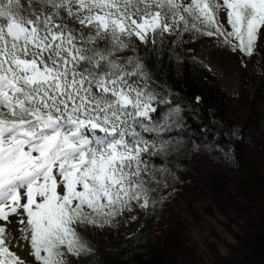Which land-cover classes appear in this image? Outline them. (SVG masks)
Here are the masks:
<instances>
[{
  "label": "snow or ice",
  "instance_id": "1",
  "mask_svg": "<svg viewBox=\"0 0 264 264\" xmlns=\"http://www.w3.org/2000/svg\"><path fill=\"white\" fill-rule=\"evenodd\" d=\"M203 37L253 57L264 0H0V264H106L89 228L157 214L189 153L232 159L191 139L201 97L161 79L160 58Z\"/></svg>",
  "mask_w": 264,
  "mask_h": 264
},
{
  "label": "rangeland",
  "instance_id": "2",
  "mask_svg": "<svg viewBox=\"0 0 264 264\" xmlns=\"http://www.w3.org/2000/svg\"><path fill=\"white\" fill-rule=\"evenodd\" d=\"M221 19L226 25L225 14L221 13ZM181 55L207 67L213 82L229 97L227 113L233 121L253 123L256 141L249 156L253 168L264 173V39L251 58L219 47L215 38L208 37L191 41ZM189 157L190 176L177 188L174 199L159 208L148 247L167 253L172 264H254L247 245L245 227L250 218L240 181H226L220 166L204 151ZM144 218L141 213L132 223L122 219L118 228H89V242L105 252L113 251L138 235ZM10 219L8 228L19 240L18 218ZM11 246L23 259L34 262L29 243L12 241ZM71 264H85V259L72 257Z\"/></svg>",
  "mask_w": 264,
  "mask_h": 264
},
{
  "label": "trees",
  "instance_id": "3",
  "mask_svg": "<svg viewBox=\"0 0 264 264\" xmlns=\"http://www.w3.org/2000/svg\"><path fill=\"white\" fill-rule=\"evenodd\" d=\"M191 42L178 48L172 59L160 58L163 69L161 79L185 104H195V97H201L196 108V116L189 111L188 123L191 128L190 137L195 143L220 144L232 151V159L225 161L222 155L204 151L221 168L226 181L239 180L246 198L245 209L250 223L245 227L248 236L247 245L254 264H264V173L254 169L249 152L256 141L252 132L253 123L239 124L233 121L228 113L229 97L226 92L213 82L210 71L204 65L182 56L181 50ZM179 56V60L176 59ZM256 124H254L255 126ZM239 129L240 135L232 137L230 130ZM187 169L181 172V182L190 176V157H187ZM157 214L145 216L136 237L126 241L123 246L105 252L98 249L106 264H172L171 257L155 248L148 247L153 234Z\"/></svg>",
  "mask_w": 264,
  "mask_h": 264
},
{
  "label": "bare ground",
  "instance_id": "4",
  "mask_svg": "<svg viewBox=\"0 0 264 264\" xmlns=\"http://www.w3.org/2000/svg\"><path fill=\"white\" fill-rule=\"evenodd\" d=\"M217 72V71H216Z\"/></svg>",
  "mask_w": 264,
  "mask_h": 264
}]
</instances>
